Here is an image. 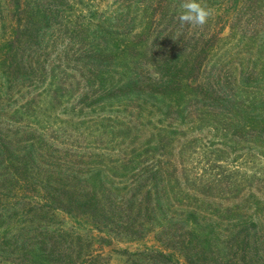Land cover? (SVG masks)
I'll use <instances>...</instances> for the list:
<instances>
[{
  "label": "rangeland",
  "instance_id": "374dc122",
  "mask_svg": "<svg viewBox=\"0 0 264 264\" xmlns=\"http://www.w3.org/2000/svg\"><path fill=\"white\" fill-rule=\"evenodd\" d=\"M201 3L0 0V264H264V0Z\"/></svg>",
  "mask_w": 264,
  "mask_h": 264
},
{
  "label": "trees",
  "instance_id": "16d2710c",
  "mask_svg": "<svg viewBox=\"0 0 264 264\" xmlns=\"http://www.w3.org/2000/svg\"><path fill=\"white\" fill-rule=\"evenodd\" d=\"M217 1H219V0H217ZM220 1H221V3H223V1H225V0H220ZM216 4H218V2L215 3V5ZM106 33L107 32H104L103 35L105 36ZM7 47L10 48L11 50H13L14 43L11 40H9V45ZM11 50H8V52L11 53L12 52ZM93 54L96 55V56H98V58L100 60H102L101 57L99 55H97V53H93ZM89 57L93 59V57L91 55ZM261 102L264 105V101H261ZM249 113H251V110H249ZM262 114L264 116V113L263 112H262ZM260 131H263V133H264V123H263V128L261 127V130ZM252 141L254 143H256L257 145H259V142H257V140H252ZM71 172L74 173L75 171H71ZM15 194H16L15 191H8V190H1L0 191V203H2L1 206H0V225H2V223L4 221H6L7 219L11 220V219L16 218L17 212H16L15 209L18 207L16 205L20 204V202H18V203L14 202L15 201L14 200L15 198H13V197H15ZM16 200H17V197H16ZM47 203H48V201H47ZM28 205H30V203H27L26 201H23V206H21V208L24 211H27V213L29 212V210H31ZM27 206H28V210H27ZM33 211H41V212H43L44 210L42 208H40L39 205H38V206H34ZM22 214H24V212H22ZM95 217L91 221L92 222V225H93V227H96V229H101L100 226H99V224L101 222H98L97 220H95ZM165 223H169V222H165ZM8 226L9 227H13V226H17V224H15V223H12L11 224L9 222L8 223ZM194 226H195V228H193V229L191 228L192 231H197L198 230V221L195 224H193L191 227H194ZM7 227L4 228L6 231L8 230ZM26 232H28V231H26ZM15 236H19V235L15 234ZM23 241H24L23 245L26 244V248L29 249L27 251V254L30 253V254H33V255H35L36 254V251L39 249L38 246H41L42 244H45L44 246H47V244H48V243H43L42 241H40V242L34 241L31 238H27V236H26V239H24ZM39 243H40V245H39ZM36 248H38V249L36 250Z\"/></svg>",
  "mask_w": 264,
  "mask_h": 264
},
{
  "label": "clouds",
  "instance_id": "9594fccd",
  "mask_svg": "<svg viewBox=\"0 0 264 264\" xmlns=\"http://www.w3.org/2000/svg\"><path fill=\"white\" fill-rule=\"evenodd\" d=\"M212 15V11L203 6L201 0H182L179 21L192 26L205 25Z\"/></svg>",
  "mask_w": 264,
  "mask_h": 264
}]
</instances>
